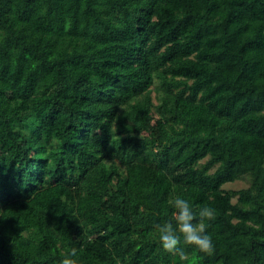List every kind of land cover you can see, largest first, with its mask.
<instances>
[{
    "label": "trees",
    "instance_id": "obj_1",
    "mask_svg": "<svg viewBox=\"0 0 264 264\" xmlns=\"http://www.w3.org/2000/svg\"><path fill=\"white\" fill-rule=\"evenodd\" d=\"M176 194L212 210L211 253L159 247ZM72 247L264 264V0H0V264Z\"/></svg>",
    "mask_w": 264,
    "mask_h": 264
},
{
    "label": "clouds",
    "instance_id": "obj_2",
    "mask_svg": "<svg viewBox=\"0 0 264 264\" xmlns=\"http://www.w3.org/2000/svg\"><path fill=\"white\" fill-rule=\"evenodd\" d=\"M213 216L208 207L193 205L181 194L174 195L168 202V210L163 218L154 225V231L159 247L165 253L185 261L186 248H192L201 253H211L214 250V240L207 231V221ZM77 249L72 247L65 252L58 264H78L75 259Z\"/></svg>",
    "mask_w": 264,
    "mask_h": 264
},
{
    "label": "rangeland",
    "instance_id": "obj_3",
    "mask_svg": "<svg viewBox=\"0 0 264 264\" xmlns=\"http://www.w3.org/2000/svg\"><path fill=\"white\" fill-rule=\"evenodd\" d=\"M156 87H157V84L153 88H156ZM152 92H153L152 93L153 102L156 103V101H157L156 97L159 96V94L157 95L155 90H153ZM246 186H247L246 180H237L233 183L226 184L224 186V189H226V190H238V189L244 188Z\"/></svg>",
    "mask_w": 264,
    "mask_h": 264
}]
</instances>
